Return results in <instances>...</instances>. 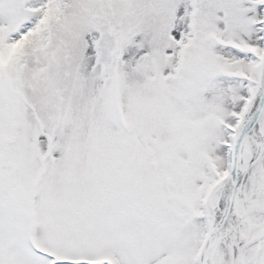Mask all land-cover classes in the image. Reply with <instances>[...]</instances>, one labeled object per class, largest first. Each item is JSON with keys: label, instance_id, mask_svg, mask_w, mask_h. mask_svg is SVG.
Returning <instances> with one entry per match:
<instances>
[{"label": "snow or ice", "instance_id": "obj_1", "mask_svg": "<svg viewBox=\"0 0 264 264\" xmlns=\"http://www.w3.org/2000/svg\"><path fill=\"white\" fill-rule=\"evenodd\" d=\"M0 264H264V0H0Z\"/></svg>", "mask_w": 264, "mask_h": 264}]
</instances>
